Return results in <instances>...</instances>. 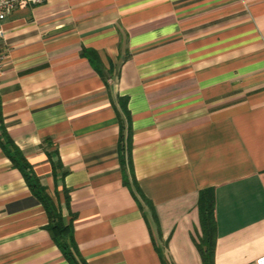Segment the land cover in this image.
<instances>
[{
	"label": "crops",
	"instance_id": "1",
	"mask_svg": "<svg viewBox=\"0 0 264 264\" xmlns=\"http://www.w3.org/2000/svg\"><path fill=\"white\" fill-rule=\"evenodd\" d=\"M0 264H70L2 147L25 156L87 264L264 254V0H43L3 23ZM132 128V171L119 149ZM124 143V139L122 140Z\"/></svg>",
	"mask_w": 264,
	"mask_h": 264
},
{
	"label": "trees",
	"instance_id": "2",
	"mask_svg": "<svg viewBox=\"0 0 264 264\" xmlns=\"http://www.w3.org/2000/svg\"><path fill=\"white\" fill-rule=\"evenodd\" d=\"M122 109L127 119L130 114L127 109V101L122 103ZM129 125L127 126V132L123 138V132L121 131L119 149L122 159H124L129 165L132 178V188L139 197L148 202L144 196L140 187L138 186L134 173L132 171V128L130 119H128ZM2 147L7 156L11 159L13 165L17 167L25 181L31 190V192L38 198L43 205L49 222L46 229L49 230L54 242L62 252L64 258L70 264H87L86 260L82 257L79 248L73 237V221H65L63 215L51 197L48 195L45 186L41 183L38 175L33 171L31 164L15 147L12 139L7 137L4 132ZM124 139V143L123 140ZM198 208L200 213V223L202 229V236L197 243L198 249L201 253L203 264H215V248L217 239V224L215 217V194L212 187L206 188L200 191Z\"/></svg>",
	"mask_w": 264,
	"mask_h": 264
},
{
	"label": "built area",
	"instance_id": "3",
	"mask_svg": "<svg viewBox=\"0 0 264 264\" xmlns=\"http://www.w3.org/2000/svg\"><path fill=\"white\" fill-rule=\"evenodd\" d=\"M43 0H0V72L6 57L5 30L3 22L9 18L17 9L28 5H36ZM255 264H264V254L255 259Z\"/></svg>",
	"mask_w": 264,
	"mask_h": 264
}]
</instances>
